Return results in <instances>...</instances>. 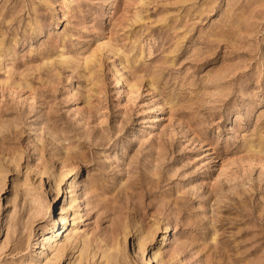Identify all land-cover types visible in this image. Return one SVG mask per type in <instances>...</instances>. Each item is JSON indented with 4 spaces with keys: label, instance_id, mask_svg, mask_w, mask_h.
Here are the masks:
<instances>
[{
    "label": "rangeland",
    "instance_id": "1",
    "mask_svg": "<svg viewBox=\"0 0 264 264\" xmlns=\"http://www.w3.org/2000/svg\"><path fill=\"white\" fill-rule=\"evenodd\" d=\"M81 248L264 264V0H0V264Z\"/></svg>",
    "mask_w": 264,
    "mask_h": 264
},
{
    "label": "bare ground",
    "instance_id": "2",
    "mask_svg": "<svg viewBox=\"0 0 264 264\" xmlns=\"http://www.w3.org/2000/svg\"><path fill=\"white\" fill-rule=\"evenodd\" d=\"M78 172V169H77V167L76 168H74L73 169V172L71 173V176L72 175H75L76 173ZM63 180H64V177L62 176V180L61 181H59V185H61L62 183H63ZM213 193V192H212ZM219 194H221V193H219ZM204 196V195H203ZM221 196V195H220ZM214 197V196H213ZM221 197H223V196H221ZM55 199H56V196H53V198H52V204H54V201H55ZM219 199V198H218ZM218 201V200H217ZM214 206V205H213ZM210 207V206H209ZM211 208V207H210ZM212 210V209H211ZM205 213V212H204ZM207 213V212H206ZM211 213H213V212H211ZM214 214V213H213ZM205 215V214H204ZM59 219H60V222L58 221V219L56 218V219H54L53 220V225L51 226V228H55V227H59L60 226V223L62 222V221H64L65 219L64 218H62L61 217V215H59V217H58ZM210 221V220H209ZM211 221H212V219H211ZM208 222V221H207ZM213 222V221H212ZM212 222L210 223L211 224V226H212ZM206 224V223H205ZM20 226V225H19ZM24 226H27V224H25ZM210 226V225H209ZM14 227V226H13ZM64 227H65V223H64V225H62V230L64 229ZM214 229V228H213ZM167 230H170L169 229V227L167 228ZM67 230H65L63 233H61V230L60 229H58L57 231H56V233H57V235H60V233H61V237L60 238H62L63 237V234L66 232ZM208 232V231H207ZM214 233H215V230H214ZM213 235V234H212ZM212 235H211V237H212ZM215 235V234H214ZM66 236V235H65ZM215 236H217V235H215ZM195 238H196V236H194ZM194 237H192V239L194 238ZM201 237V236H200ZM68 239V238H67ZM191 239V244H190V249H192V251L193 250H195V248H196V246L194 245V243L192 242L193 240ZM207 239V238H206ZM69 240V239H68ZM73 240V239H72ZM163 241L164 240H166V239H162ZM214 240H216V239H212V241H214ZM66 242H68V241H66ZM196 242H198V241H196ZM214 243H215V241H214ZM72 244V243H71ZM218 244V243H217ZM198 246V245H197ZM83 247V246H82ZM212 247H213V245H212ZM212 247H210V248H212ZM215 247V246H214ZM206 248H207V246H206ZM217 248V247H216ZM76 249V248H75ZM198 249V248H197ZM213 250H214V248H212ZM54 250H56V252L58 253L59 252V250H60V247H56V249H54ZM199 251H200V248H199ZM206 251V250H205ZM202 252H203V250H202ZM78 257H77V262H76V264H82V262H83V260H85V255L87 256V254L85 253V248H81V249H79V251H78ZM190 257H191V255H190ZM93 258V257H92ZM155 258H157V255L155 254V255H153V259H155ZM151 262H152V259H149L148 260V264H151ZM154 262V261H153ZM158 264H166V263H164V262H162V261H158Z\"/></svg>",
    "mask_w": 264,
    "mask_h": 264
}]
</instances>
